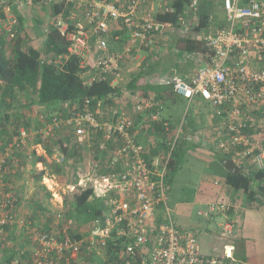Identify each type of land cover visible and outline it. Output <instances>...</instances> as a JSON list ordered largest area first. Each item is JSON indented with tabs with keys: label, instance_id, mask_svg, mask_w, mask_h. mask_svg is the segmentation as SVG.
Returning <instances> with one entry per match:
<instances>
[{
	"label": "built area",
	"instance_id": "1",
	"mask_svg": "<svg viewBox=\"0 0 264 264\" xmlns=\"http://www.w3.org/2000/svg\"><path fill=\"white\" fill-rule=\"evenodd\" d=\"M24 1L15 0V4L22 9ZM120 1L65 0L71 8L68 18L60 14L50 23L59 28L68 43L65 59H80L86 85L109 78L113 87L125 86L124 68L136 52L155 51L154 47L169 37L171 26L160 22L158 16L174 13L173 0H155L156 9L151 7L142 13L143 0ZM221 9L224 21L220 26L209 33L195 34L213 51L210 62L191 77L173 71L159 79L189 102L203 97L210 103L216 123L206 136L217 154L232 160L240 173H264V0H222ZM0 24L7 33L18 29L11 6L0 4ZM113 29H123L128 36L123 51L115 53L105 48L95 56L94 44ZM124 103L103 113L86 100L81 108L65 116L56 114L49 119L48 115H39L41 126L35 133L21 128L18 135H13L0 158V260L4 256L8 260L7 251L16 250L10 264H251L235 258L234 243L224 247L222 257L204 256L197 235L176 226L166 191L175 144L168 143L166 150L152 156L138 139L141 134L154 132V123L161 120L162 102L153 98L136 100L130 111ZM56 135H71L88 150L84 176L67 190L93 189L94 195L109 205L82 238L71 233V221L62 208L64 197L55 193L56 176L46 174L40 184L50 193L51 204L55 205L57 199L60 210L44 214L45 222L51 218L53 224L37 227L19 218L17 188L7 187L4 181L5 175L19 168L26 171L15 152H24L29 160L33 153L46 156L45 144H51ZM37 136L38 143L34 140ZM97 136H101L99 162L92 152ZM53 159L58 164L66 163L60 147L54 148ZM38 168L43 170V164ZM220 183L215 181L216 185ZM243 208L237 201L221 197L207 203L199 215L205 219L222 216V233L235 241L237 220L230 213L238 216ZM18 228L23 234L17 233L16 238L22 236L23 240L14 249L7 239ZM6 260L3 264H8Z\"/></svg>",
	"mask_w": 264,
	"mask_h": 264
},
{
	"label": "trees",
	"instance_id": "2",
	"mask_svg": "<svg viewBox=\"0 0 264 264\" xmlns=\"http://www.w3.org/2000/svg\"><path fill=\"white\" fill-rule=\"evenodd\" d=\"M33 1L42 12L45 11L43 8L47 7L48 3L50 4V12H52L50 19H55L60 14H63L64 19H67L71 11V8L66 6L65 0L59 3H50L48 0ZM195 1L197 2L196 5L194 4ZM0 4L11 6L12 12L19 21L18 29L13 33L4 31L3 24H0V158L5 154L6 147L13 141V135H18L21 128H25L29 134L35 133L40 128L39 115H48L49 119L56 114L65 116L68 111L81 108L86 100H90L94 110H100L103 113L107 109L121 105L123 102L130 111L136 100L152 98L162 102L163 110L177 106L186 99L176 94L171 86L163 84L160 79L169 73L167 71L177 69L178 63L174 65L172 63L164 64L163 66H166L161 67L159 66L161 57L174 51L180 55L178 58L179 66L184 57L189 58L190 56L191 59L201 61L203 66L208 64L214 53L207 43L198 40L195 34L209 33L213 27L220 26L221 20L218 10H222L220 8L222 7V0H173L174 13H163L158 16L160 22L168 23L171 26L168 37L170 41H167L169 44L166 42V45L162 44L167 40L163 39L162 42L156 45L159 48L162 46L161 53L144 49V51L151 54L149 60L133 74L125 86L113 87L111 85L112 80L109 78L95 81L92 85L85 84L83 75L86 71L81 69L80 59L77 57L65 59L68 53V43L59 28L48 26L44 36L38 35L37 27L43 25L42 18L35 19L30 24L26 22V16L23 14L24 7L20 9L15 4V0H0ZM195 21L196 23H194ZM186 24L189 26L190 31L185 35H181L179 31L183 32ZM118 31L121 32L123 29H113L108 35L113 43L120 40L116 39L120 34ZM124 43H116L120 46V52L124 49ZM155 56H159L160 59H155ZM182 67L184 68V66ZM53 108H59L58 113H51ZM26 111L33 112V114L26 113ZM172 117L173 115H170L168 118L171 119ZM170 119L163 118L154 123L153 136L156 135L154 141L157 146L163 147L165 142L171 144L174 141L170 134L176 129L177 124L175 122L171 123ZM194 123V116L184 120L182 134L185 138L193 135ZM179 128L177 127V129ZM38 137L34 138L36 143H38ZM100 139L101 136H97V143L92 149L96 162H99L98 144ZM29 141L32 142L31 139ZM55 147L61 148L66 161L71 164L70 167L75 166L72 168L75 169V172L78 163L82 164L83 171L80 174H75L74 180H70L67 164H58L53 159ZM154 147V151H158L159 148ZM45 149L46 156L33 153L31 160H29L27 154H23L24 152H15V157L21 158L20 167L25 168L26 171L28 164L30 166L33 164L31 171H37L38 164H43L44 169L40 170L38 174L35 173L36 176L33 177L36 181L40 183L43 177L49 174L57 176L60 181L67 184H76L84 176L83 168L84 166L86 168L88 164L86 162L88 150L80 147L73 136L69 135L64 138L56 135L51 144H45ZM184 150L185 146H182L181 151L177 153L176 149L174 150L166 182L171 183L173 181V175L183 161ZM223 159L228 160L224 157ZM25 173L19 168L15 173L5 175L4 181L7 187L13 185V189H16L17 186L14 183L24 179ZM221 183H223L221 186L228 188V190L243 193L248 201H255L253 204L255 207L258 205L259 208L264 209V173L252 175L239 173L234 175L227 172L225 180ZM47 194L50 198V193ZM64 201V205L67 206L66 218L75 223V233L71 228L74 237L82 238L87 235L92 230L95 221L109 210L106 200L97 198L93 189H78L67 193ZM41 210L37 215L46 214L48 211L43 209L42 206ZM232 215L230 213V217ZM46 224H53V220L48 218ZM14 251H12V255H9L6 263L10 264L15 259L16 250ZM244 252V243L238 245L235 258L248 261L249 259ZM99 262H101L100 259ZM226 262H229V260ZM135 264H140V262L138 261Z\"/></svg>",
	"mask_w": 264,
	"mask_h": 264
},
{
	"label": "rangeland",
	"instance_id": "3",
	"mask_svg": "<svg viewBox=\"0 0 264 264\" xmlns=\"http://www.w3.org/2000/svg\"><path fill=\"white\" fill-rule=\"evenodd\" d=\"M50 3H59L61 0H48ZM114 2L119 0H112ZM24 12L23 14L26 16V22L33 23V20L42 18L43 25L37 27L38 35L41 34L44 36L47 32L48 26H50V23L53 19H50V15L52 12H50L49 3L48 6L43 8L45 10L44 12L40 11L38 5L35 4L33 0H25L24 1ZM220 12V11H219ZM76 16V13H75ZM196 23V22H194ZM190 31L189 26L186 24V27L183 32L179 33L181 35H185V33H188ZM166 41L162 42L164 44L167 41H170L169 38ZM169 44V43H167ZM94 51L95 56L98 54H102L105 51L109 52H119L120 46L115 45V43L112 42L110 37L106 36L98 40L94 44ZM157 47L155 48L154 52H157ZM161 53V52H160ZM150 53L142 50L137 51L135 56L132 58L131 62L126 64L131 69L141 68L143 64L147 60H149ZM179 56L176 52L173 51V53H167V55H164L161 57V63L159 66H163L164 64L172 63L173 65L175 63H178L176 66L178 74H181L182 66L187 67L191 73H194L196 70L200 69V67L203 66V63L197 60L191 59L190 57H184V59L181 61V65L179 66ZM186 58V59H185ZM155 59H160L159 56H155ZM159 61V62H160ZM152 62V61H151ZM185 62V63H183ZM140 64V65H139ZM185 68L184 72L189 73V71ZM125 83L129 81L128 76H125ZM64 107V106H63ZM59 108L51 109V113L55 114L58 113L57 111ZM213 112V108L210 105L208 101H206L203 97H197L192 102L183 100L181 101L177 106H173L171 109H165L162 111V116H166V113H171L173 115L172 119L177 124V127H179L185 119L192 118L193 116L200 115L203 118H210V116L215 119ZM26 113H29L26 111ZM33 114V112H31ZM29 113V114H31ZM31 114V115H32ZM209 116V117H208ZM176 127V129H177ZM11 131V130H10ZM61 135L64 133L63 130L59 132ZM177 136H174L173 144L176 146V153L181 151L182 146H185L184 155H183V161L179 164L177 172L173 175V181L171 183L166 182V191H167V205L169 206V209L171 210L172 217L176 224L184 229H190L197 231V235L199 236V241L201 244V247L203 248L204 253H209L213 257H218L223 255L224 247L226 245L231 244V239L228 238L226 235L222 234L220 229L218 228V225L222 221L221 219L215 218L209 223H206V221L198 216V211L202 208L200 206V202L204 200V202H209V198L211 194L214 193L215 190L218 189V186L214 184L215 181H221L223 179L224 174L227 172L223 167V157L216 153V151L213 149V147L205 148L201 145H197L196 143L199 142V138L195 136H191L189 139L185 138L182 134L180 136L179 140H176ZM54 157V156H53ZM66 164L69 169L70 174V180L75 179V174H80L82 172V164L79 162L76 168V172L74 171L75 166L70 167V162L66 161ZM33 164H31L30 167ZM29 167V170L26 171L24 179H21L20 181L16 182L17 184V197L19 199V211L21 212L19 215V218H22L23 220H27L30 223H32L33 227L40 226L42 224H45L44 214L43 215H37L39 212H41V206L43 209H47L48 211L51 210L53 213L59 212L60 205L57 201V199H54L55 205L51 204L49 201V196L47 192L43 190L41 187V184L36 181L33 177L36 176V174L39 173L40 169L38 168L37 171H31ZM32 169V168H31ZM35 169V168H34ZM227 174V173H226ZM55 184L57 186L55 187V193L57 195H60L62 197H65L68 192L67 190L68 186H71V184L75 183H65L59 180V178L56 176L55 178ZM221 185H219L220 187ZM42 188L41 195H39V190ZM206 195V196H205ZM51 199V198H50ZM216 198H214L211 201H215ZM65 202V201H64ZM258 207V205H256ZM255 207L254 209L259 210L258 214H263L264 209H258ZM63 211L66 215L67 206L64 205ZM186 213L191 214V217L189 218L188 215L186 216ZM260 215H257L259 219ZM262 217V216H260ZM34 218V219H32ZM253 220L251 223L257 224V221L260 220ZM71 221V228L75 233V223H72ZM48 223V220L46 221ZM262 224H264L262 222ZM202 226L205 228H208L212 231L211 235H206L204 233V229L198 230V227ZM264 225H261V228ZM20 233L19 228L13 232V238L15 240H10L14 244V249H16L17 245L23 240L22 236H19L16 238V234ZM23 234V233H20ZM18 236V234H17ZM12 237V235H11ZM250 237H258L257 235H251ZM263 236H260V239H262ZM244 239L247 240L244 236ZM251 241V240H247ZM253 241V240H252ZM257 240V243H259ZM262 242V241H261ZM264 243V241H263ZM260 244V243H259ZM262 255V254H261ZM262 264H264V260H261Z\"/></svg>",
	"mask_w": 264,
	"mask_h": 264
},
{
	"label": "crops",
	"instance_id": "4",
	"mask_svg": "<svg viewBox=\"0 0 264 264\" xmlns=\"http://www.w3.org/2000/svg\"><path fill=\"white\" fill-rule=\"evenodd\" d=\"M126 1L127 0H122V1H120V3L123 4ZM218 1H220V0H218ZM151 7H153V8L156 9V2H155V0H143V2L141 4V10H140V12L142 13L143 10H145V9L147 10V9H149ZM218 12H219V10H218ZM219 13H220V15H219L220 16V20H221V23H222V21H224V13L222 12V10ZM118 32H120V31H118ZM118 37H119L120 40L119 41H114L115 45H117L119 43L120 44L124 43L125 41H127V38H128L125 30L121 31L120 34H118ZM164 45H166V43H164ZM161 48H162V46L160 48L158 46L157 47V52H160V49ZM165 51H166V49H165ZM185 68H187V67H184V68L182 67V69H181L182 74H180V75L183 76V77H186V78L193 76V74L195 72L194 73H191V71H189L188 68H187V70L189 71V73H186V72H184ZM138 70H139V68L131 69L129 66L126 65L125 68H124V74H125V76H128V78L130 79V78H132L133 74L136 73ZM173 71H176L178 73L177 69H171L170 71H167V72L172 73ZM165 115L166 116H162L161 119H163V118L170 119L168 117L170 115H172V114L171 113H169V114L166 113ZM194 120H195V123H194L195 129H194L193 135H191V136H195V137H198L199 138V142L196 143V144L197 145H201V146H203V147H205L207 149L210 148V147H212V141H211V139H207L206 133H208L209 129H211L212 126L215 125L216 118L213 119L212 116H210V118H205V117L203 118L200 115H196V116H194ZM169 121L171 123H173L174 120L171 118ZM182 125H183V123L180 125V128L178 127L179 129H177V130L174 129L172 131V133L170 135L173 138H174V136H177V138L179 139V137L182 135V133L184 131V129H182L183 128ZM190 131H191V129H190ZM154 137H156V135L153 136V132L149 133L148 135L147 134H141L138 137L139 141L143 145H145V147L147 148V151L152 156L157 155L159 153V151L162 150V149L166 150L167 147H168V145H167L168 143H166V142L164 143V146L163 147L157 146L155 144ZM154 146H156V147L159 148V149L157 148L158 151H156V152L154 151V149H155ZM175 149H176V146L174 147V150ZM224 161L225 160L223 159V167L228 172V170L224 166ZM27 169H28V167H27ZM226 173L224 174L223 179L221 180V182H223L225 180L226 175H227ZM214 184H215V182H214ZM222 184L223 183H221L220 185H222ZM216 187H217V185H216ZM39 191H40L39 192V195H41L42 188ZM209 196H210L209 198L214 197L216 199L221 198V197H225V198H228V199H233V200L237 201L239 204H242L243 205V207H244L243 208V211L238 216H234V215L231 216V218L237 220L236 241L231 240V243H234L236 247H238V245L240 246L241 244L243 245V243H244V245H245V252H244V254L249 259L247 262H249L251 264H262V261L261 260H264V243H263V241H264V226L261 228V225H264V224H262V222L264 223V212L262 211L263 214H258L259 213V210L254 209L255 206L253 205L255 201L254 202L252 200L251 201H248V199L243 195V193H241V192H233L231 190H228V188H225V187H222V186H220V187L218 186V189L215 190L214 193L211 194V195H209ZM214 198L210 199L209 202H212L211 200H213ZM209 202L208 201L207 202H204V200H202V202H200V206H202V208L198 211V216L201 219L203 217L200 216L199 213L204 210L205 205L207 203H209ZM257 208L258 209H261V210L263 209V208H259V207H257ZM187 215H188V213H186V216ZM257 215H260L262 217L259 216V219H258ZM188 217L190 218L191 217V214H189ZM215 218L221 219L223 221V218L220 215H215L211 219H205V218H203V219L206 221V223H209L212 220H214ZM256 219L260 220V221H257V224H255V222L254 223H251L253 220H256ZM221 222H220V224H221ZM175 224H176V222H175ZM220 224L218 225V228L219 229H220V227H219ZM176 226L179 227L177 224H176ZM179 228H181V227H179ZM204 228L205 227L199 226L198 227V230L204 229ZM181 229L182 230L191 231L190 229H184V228H181ZM203 231H204V233L206 235H211L212 234V231L209 230L208 228H205ZM220 231H221V229H220ZM191 232H194L197 235V233H196L197 231L192 230ZM221 233H222V231H221ZM11 235H12V237L10 236L7 240H15V238H13V232L11 233ZM251 235H254V236L257 235L259 238H260V236H263L262 239H260L262 242L259 241V238L258 237H255V238L250 237ZM244 236H245V238L247 240H251V241L245 240L244 239ZM197 237L199 238L198 235H197ZM257 240L259 241L260 244L257 243ZM201 250H202V254L204 256H208V257L212 256L209 253H204L202 247H201ZM7 252H8L7 255H12L11 251L8 250ZM221 256H218V257H221ZM4 260H6L5 259V256L2 258V260H0V263L3 264L5 262Z\"/></svg>",
	"mask_w": 264,
	"mask_h": 264
},
{
	"label": "water",
	"instance_id": "5",
	"mask_svg": "<svg viewBox=\"0 0 264 264\" xmlns=\"http://www.w3.org/2000/svg\"><path fill=\"white\" fill-rule=\"evenodd\" d=\"M224 166L228 170L229 173L237 175L240 173V169L232 160H225Z\"/></svg>",
	"mask_w": 264,
	"mask_h": 264
}]
</instances>
